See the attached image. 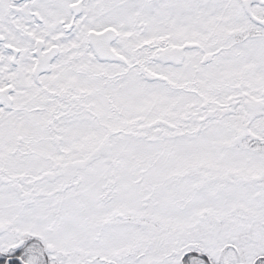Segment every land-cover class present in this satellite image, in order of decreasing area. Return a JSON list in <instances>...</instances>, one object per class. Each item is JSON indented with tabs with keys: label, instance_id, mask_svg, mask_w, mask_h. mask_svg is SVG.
Listing matches in <instances>:
<instances>
[{
	"label": "snow or ice",
	"instance_id": "obj_1",
	"mask_svg": "<svg viewBox=\"0 0 264 264\" xmlns=\"http://www.w3.org/2000/svg\"><path fill=\"white\" fill-rule=\"evenodd\" d=\"M0 264H264V0H0Z\"/></svg>",
	"mask_w": 264,
	"mask_h": 264
}]
</instances>
